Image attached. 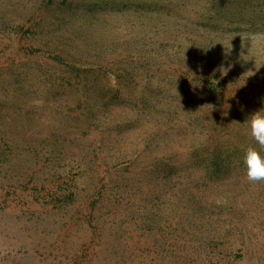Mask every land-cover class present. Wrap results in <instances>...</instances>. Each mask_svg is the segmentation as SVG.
Returning <instances> with one entry per match:
<instances>
[{
	"label": "rangeland",
	"instance_id": "rangeland-1",
	"mask_svg": "<svg viewBox=\"0 0 264 264\" xmlns=\"http://www.w3.org/2000/svg\"><path fill=\"white\" fill-rule=\"evenodd\" d=\"M49 1L0 0V264H264V181L243 163L264 0H53L88 14L79 34ZM145 3L147 67L129 25Z\"/></svg>",
	"mask_w": 264,
	"mask_h": 264
},
{
	"label": "trees",
	"instance_id": "trees-1",
	"mask_svg": "<svg viewBox=\"0 0 264 264\" xmlns=\"http://www.w3.org/2000/svg\"><path fill=\"white\" fill-rule=\"evenodd\" d=\"M151 4L145 3L143 5V9L145 11V18L143 21H142V19L135 20V19L131 18L132 20L130 19V22H129L130 23L129 25L134 27V30H133L134 32H131V33H135V36L131 38L134 41V43H131L130 47H132V45H133L134 46L133 49H135V51L144 52V56H146L147 61L139 62V63H141V65L143 67L149 66L150 63H154L152 61L157 59V17L153 18V17L148 15V14H150V11L157 13V4L156 3H154L155 5L154 4L151 5ZM52 5H54V8L55 7H57V8L61 7L60 9H62V11L58 12L57 13L58 15L56 14V17H55L56 20H58V24L61 23L60 25L62 27H65V28H68V26H69V28L72 31L78 32V34H79L81 29L82 30L84 29L83 25H80V22H76V21L79 20L78 18L83 17L82 15L88 16V14H86V13L85 14H80V13L76 14L75 12L72 11L71 8H67L69 6H67L65 3H63V6H61V5H58L55 1L50 0L47 6L49 8ZM124 7H130V6H128L126 4ZM137 10H139L138 12L141 11V5L138 6ZM146 15H147V17H146ZM43 22H45V19H43ZM137 28H139L140 30L137 31L138 30ZM104 49H108V48L105 46ZM96 65L97 66L101 65V67H103L104 69L103 68H97L95 70V69L89 68V70H88L86 68H81L80 74L83 76H89V77H91L90 75H94L93 72L96 73L94 75L96 77H99V75H101L102 73L108 74L109 67L106 64L102 63V64H96ZM118 77H121V76H118ZM205 83L207 84L206 86L209 87L211 93L218 92L219 88L216 86L215 82H213L211 80L209 81L208 79H205ZM146 90L148 92L147 93L144 92V94H141V96L138 98V100L140 102H142V105L143 106L145 105L146 108H148V107L149 108H157V103H158L157 102V93H156L157 90L151 91L152 89L150 87H147ZM166 104L171 108V110H173L172 106H174V109L176 107L180 106L178 101H177V103H167L166 102ZM165 128H166V132L164 131L165 130L164 127L161 128L162 131H160V133H159L160 138L165 137L167 130L170 131V129L168 127H165ZM157 137L158 136L154 137L153 140L157 141ZM213 155H214V157H213V161H212L213 163L212 164L214 165V171L216 172L220 168L221 163H219V159H221V158H220L217 150H215L213 152ZM172 158H171V160H173ZM168 167H170V164Z\"/></svg>",
	"mask_w": 264,
	"mask_h": 264
},
{
	"label": "clouds",
	"instance_id": "clouds-1",
	"mask_svg": "<svg viewBox=\"0 0 264 264\" xmlns=\"http://www.w3.org/2000/svg\"><path fill=\"white\" fill-rule=\"evenodd\" d=\"M249 128L255 146L250 145L245 150L243 163L247 180L258 183L264 181V111L251 114Z\"/></svg>",
	"mask_w": 264,
	"mask_h": 264
}]
</instances>
